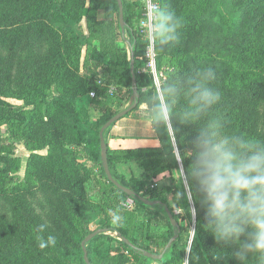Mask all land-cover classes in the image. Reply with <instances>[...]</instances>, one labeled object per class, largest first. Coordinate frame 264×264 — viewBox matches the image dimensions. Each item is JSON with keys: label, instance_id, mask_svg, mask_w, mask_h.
I'll return each mask as SVG.
<instances>
[{"label": "rangeland", "instance_id": "rangeland-1", "mask_svg": "<svg viewBox=\"0 0 264 264\" xmlns=\"http://www.w3.org/2000/svg\"><path fill=\"white\" fill-rule=\"evenodd\" d=\"M240 1L174 0L172 5L170 0H158L161 7L171 9L181 19L179 38L185 40L188 36H192L191 45L204 51L200 53L205 54L204 49L210 48L214 54L226 57L232 56L233 51H230V48L234 45L231 39L225 38L228 34L226 33L227 25H230L238 14ZM262 3L264 4V0ZM144 4L145 0H139L135 7L133 5L136 18L140 12L138 22L143 16ZM77 13L81 14V18L75 28L76 32L81 34V41L88 38L99 42L107 51H119L121 54V49H124L127 58L130 59L129 47L123 38V32L118 29V15L113 7L95 8L90 0H86L82 11L79 10ZM50 22L52 30H58L64 25L61 20ZM137 26L139 27L138 24ZM261 26L264 30V20ZM139 28L143 33L142 28ZM60 33L63 34L62 31H59ZM40 35L43 38L32 37L31 43L20 42L17 45L18 48L11 56L13 66L8 71L9 81L0 94V117L9 116L7 122L0 125V232L3 235H10L14 231L20 233L19 230L23 225L38 231V226L44 224L47 226L44 232L55 236L57 241L69 247H75L78 244L83 247L84 239L79 241L82 236H87L98 228H106V230L85 241L84 245L90 255L89 263H85L80 255L69 257L58 253H39L33 245L19 251L20 255L16 264H57V260L64 261V264H159V259L152 257L144 259L142 255L139 260H134L123 244L126 238L117 230L107 229L115 226L111 222V215L113 212H118L123 218L119 225L127 234L136 236L139 241L135 243L136 247L141 242L145 243L153 237H159L158 244L152 245L150 251L164 253L172 240L170 238L168 241H163V235H158L164 234L169 227L162 211L164 208L154 204H150L148 208H142L130 195L119 199V191L114 190L110 181L102 173L101 145L100 163L80 157L78 162L82 166L77 168L76 173L68 176L61 169V173L57 172L60 177L58 181L53 180L55 175H51L50 181L46 179L48 165L45 164L42 154L49 151L52 138L67 145L65 129H56L50 117L53 111L50 109V101L59 92L61 86L53 83L49 89L43 91L48 92L45 95L43 92H29V85L43 82L44 76L48 73L45 68L37 69L36 53L44 58L52 47H57V42L54 43L57 37L61 40L63 36L53 37L49 31ZM124 36L129 38L127 32H124ZM82 44L78 52L70 51L64 57L71 70H76L80 77L87 78L89 82L97 86L96 89L91 88L89 93L77 98L87 110L85 127L99 141V130L105 123L99 122L101 115H114L126 109L133 104L136 96L133 88L122 87L111 78L110 72L102 63L91 59V47L88 43L82 41ZM146 49L147 46L143 53V71L149 72L158 89L170 74H178L179 63L174 57L159 61L156 49L154 59L151 61L146 54ZM6 50L0 46V61L6 60L8 54ZM64 50L61 47V51L64 52ZM201 64H204V61ZM67 77L71 76L67 75ZM186 79V77L181 78L178 88L182 89ZM98 83L102 87H98ZM45 98L49 102L44 101ZM140 108L141 104L109 125L104 131V139L108 147L119 156L113 164V169L128 183L139 180L144 181L147 187L157 185L183 190L177 172L180 164L176 161L175 167L172 169L168 167L173 156L162 154L165 151V149L162 150L163 139H159L157 132L153 133L149 130L150 122L137 116ZM260 112L262 126H264V104L261 105ZM176 124L181 134L185 132L179 140L181 149L177 145L178 148L182 152L190 150L191 141L196 135L195 125L178 122ZM132 155L137 158H132ZM158 159L161 160L156 161ZM142 162L149 165L146 166ZM82 177L84 181L79 183ZM170 189L163 191V195L173 207V213L179 215L178 221L174 220L170 229L178 233L179 222L184 217V230L188 239L182 258L183 263L241 264L235 256L238 250V245L235 243H230L233 245L231 252L222 250L209 253L201 247H197L196 252L192 244L196 233L194 234L191 229L196 230L200 215H204V212L196 209L193 200L190 202L187 213L171 199L174 192ZM68 199L71 202H78L82 207L81 212L76 210ZM193 207L194 215L191 213ZM68 222L70 228L67 225ZM152 232L153 235H151ZM213 241L216 245L215 238ZM138 251L144 254L142 250ZM35 257L38 258L36 261Z\"/></svg>", "mask_w": 264, "mask_h": 264}, {"label": "trees", "instance_id": "trees-1", "mask_svg": "<svg viewBox=\"0 0 264 264\" xmlns=\"http://www.w3.org/2000/svg\"><path fill=\"white\" fill-rule=\"evenodd\" d=\"M237 1V0H236ZM139 0H123L124 5V21L125 32L129 35V38L124 40L127 42L130 54H134V71L136 75V88L138 92V101L148 100L155 96L157 91L154 84L153 77L147 71H143V53L147 46V38L140 31L137 26L139 16L136 18V13L133 10ZM174 5V0H170ZM86 0H0V46L6 48L8 54L6 60L0 61V94L4 91V88L9 81L8 71L13 66L11 59L12 53H15L17 45L20 42L31 43L32 37H42L40 34L48 31L52 33L53 37L63 36L60 40L59 37L54 41L57 42V47H52L44 58L37 54L35 55L37 62V69H46L47 75L44 76L43 82H35L33 85H29V92L42 93L45 89H49L53 83L61 86L59 92L53 96L50 101V109L53 110L50 114L52 123L55 128L65 129L67 135V145L62 141L52 138V146L46 154H42V158L45 160L47 168L46 179L52 180L51 175H55L53 180L58 181L57 172L61 173V169L65 174L70 176L76 173L78 167L82 166L78 160L80 157L87 158L93 162H101V149L100 139L97 141L92 133L85 127V118L87 110L84 104L78 102L79 96L89 93L91 88H97L96 84L89 82L87 78L80 77L76 70H71L68 65L65 54L70 51L78 52L81 48L82 41L88 43L90 48V57L100 63L110 72V76L113 80L119 83L122 87L134 88L132 83V73L130 70L131 59L127 58L124 49L121 52L107 51L102 48L99 42L91 41L86 38L81 41V34L76 32V23L80 21L81 14L78 15V11H82ZM92 6L96 7H113L117 11L118 21L117 26L119 31L122 32L119 23V7L117 0H90ZM264 4L262 0H241L238 3V14L233 22L228 26L225 35L226 39H231L234 43L230 51H233L232 56H219L213 53L208 48L204 49L205 54L201 48H197L191 45V37L188 36L185 40L183 38L177 39L169 45L161 46L156 43L157 59L161 61L163 58L174 57L177 58L179 63L178 74H170V76L164 81L163 84H172L178 87V82L182 77H190L194 74V70L204 66H211L216 71V80L214 81V87L218 88L221 92V100L214 107L212 116L219 115L225 122V130L231 133H245L248 135L264 137V126L261 120V105L264 104V30L261 26L264 17ZM142 11V8H141ZM63 21L58 30H52V23L50 21ZM43 30V31H42ZM42 31V32H41ZM62 31L63 34H59ZM41 32V33H40ZM206 40H209L205 38ZM21 40V41H20ZM206 45H203V47ZM61 47L65 50L61 51ZM39 53V52H38ZM204 61V64L201 62ZM71 76L67 77L66 76ZM77 81H74V80ZM64 80V81H63ZM98 87H102L98 83ZM90 89V90H89ZM36 90V91H35ZM45 95L48 92H43ZM186 97L180 94L175 98L177 107H182L186 103ZM44 101H48L46 98ZM139 103L133 108L135 109ZM100 117L99 122L102 124L106 122L111 116ZM9 119L7 117H0V125L6 123ZM174 126L178 128L175 123ZM179 129V128H178ZM157 132L159 139L162 140V147L165 151L162 154L172 155L171 149L168 145V135L164 129H160ZM196 133V132H194ZM181 130L176 133L177 145L180 146V138L182 135ZM107 144V159L112 171V174L116 180L122 184L130 187L136 192V196L130 195L135 198V202L142 208H148L150 204L144 203L140 200V197L147 199L160 200L161 202L154 203L155 206L164 208L162 211L165 215L166 222L169 225L168 229L163 235V241L172 239L168 248L165 249L162 259H159V264H184L183 257L185 248L188 243L186 237V231L184 230V217L179 222V232L174 233L172 229V220L169 218L165 211L164 205L168 206L173 214L174 220L178 221L179 215L173 213V207L169 204L163 191L170 189L168 186L159 187L154 185L152 187L145 186L144 181L136 180L133 183H128L123 179V176L117 173L113 169V164L119 156L108 147ZM182 152V150H181ZM132 158H137L132 155ZM168 159V158H167ZM158 159L156 161H160ZM144 163V162H142ZM190 163V158H185L183 165L187 169ZM148 166L149 163H144ZM176 165V160H171L168 167L172 169ZM52 173V174H51ZM102 173L107 175L102 166ZM108 179V178H107ZM109 180V179H108ZM84 181V177L79 180V183ZM110 181V180H109ZM115 191H119V199L128 196L126 192L118 188L112 181H110ZM171 192L182 191L175 188L170 189ZM69 201V199H68ZM75 209L81 212L82 207L78 202H71ZM194 204L197 210L203 211L199 202L194 200ZM181 207L187 213L190 209V202L176 204ZM204 215H200L198 225L196 228V235L193 238V248L197 252V247L203 248L205 251L211 253L213 251L231 252L233 249L232 244L227 245H214V236L210 231L206 229L204 224ZM70 228L69 222L67 223ZM117 230L120 235L124 236L128 241H124L125 249L130 253L134 260L142 258L149 259L150 257L141 254L138 250L150 251L152 245L158 244L159 237H153L148 242L139 244L136 247L135 243L139 242L134 235L127 234L121 225H115L108 227L107 229ZM106 229V228H105ZM20 233L14 231L10 235H3L0 232V264H16L19 258L20 252L25 250L28 246L35 245V249L39 253H58L59 255H66L69 257L82 256V259L86 263L83 256L84 248L81 244L75 247H69L67 244L61 243L56 240L54 246H49L41 250L38 247V235H43L47 238L48 234L45 232L39 233L34 231L28 225H23L20 228ZM134 233V232H133ZM154 233L152 232L151 235ZM86 236H82L79 241H82ZM156 239V240H155ZM138 249V250H137ZM88 257L89 250H88ZM38 258L35 257V261ZM57 264H64V261L57 260Z\"/></svg>", "mask_w": 264, "mask_h": 264}, {"label": "clouds", "instance_id": "clouds-1", "mask_svg": "<svg viewBox=\"0 0 264 264\" xmlns=\"http://www.w3.org/2000/svg\"><path fill=\"white\" fill-rule=\"evenodd\" d=\"M181 23L176 13L161 7L158 0H145L142 31L150 44L176 42ZM215 80L213 67H200L184 81L182 89L161 84L154 97L133 104H141L137 116L150 122L149 130L167 132L183 185L182 191L171 196L174 203L198 201L204 226L217 244H237L235 256L241 264H264V137L228 132L223 118L211 115L222 98L213 86ZM180 94L187 99L177 107L175 98ZM176 122L195 125L190 150L178 148ZM186 157L190 158L187 169L183 166ZM191 213L195 214L194 207ZM122 219L118 212L111 215L114 225ZM46 227L39 225L38 232L43 233ZM37 240L41 250L56 244L53 235H38Z\"/></svg>", "mask_w": 264, "mask_h": 264}, {"label": "water", "instance_id": "water-1", "mask_svg": "<svg viewBox=\"0 0 264 264\" xmlns=\"http://www.w3.org/2000/svg\"><path fill=\"white\" fill-rule=\"evenodd\" d=\"M117 3H118V7H119V23H120V27H121V30L122 32L124 33L125 32V21H124V5H123V0H117ZM130 59H131V65H130V70H131V73H132V83L134 85V94L136 96V100H137V97H138V92H137V88H136V75H135V71H134V54L131 53L130 54ZM137 104H132L130 105L129 107H127L126 109H123L119 112H117L116 114H114L113 116H111L100 128L99 130V134H100V144H101V147L103 149L102 151V155H103V168H104V171L107 175V178L112 181L118 188H120L121 190H123L124 192H126L127 194L129 195H134L136 196V192L131 189L130 187L122 184L121 182H119L118 180H116L112 174V171L110 169V166H109V163H108V159H107V144H106V141L104 139V131L105 129L111 125L112 123H114L115 121H117L118 119H120L121 117H123L125 114H127L129 111H131ZM140 200H142L144 203L146 204H154L156 202H161L160 200H150V199H147L145 197H140ZM165 207V211L167 213V215L169 216V218L172 220V222L174 223V217L169 209L168 206L164 205ZM103 230H106L105 228H98L96 229L95 231L93 232H90L89 234H87V236L84 238V240L82 241V244H83V248H84V258L86 260L87 263H89V260H88V253H87V249L85 247V241L86 240H89L90 238H92L93 236H95L96 234L102 232ZM126 241L128 243H131L130 241H128L126 239ZM144 254L148 257H152V258H155V259H162L163 257V252H160V253H154V252H151V251H144Z\"/></svg>", "mask_w": 264, "mask_h": 264}, {"label": "built area", "instance_id": "built-area-1", "mask_svg": "<svg viewBox=\"0 0 264 264\" xmlns=\"http://www.w3.org/2000/svg\"><path fill=\"white\" fill-rule=\"evenodd\" d=\"M143 22H144V11H143L142 18L140 19V22H138V25H139V27L142 28V30H143ZM146 54L152 61L154 59V56H155V45H152V44H150L148 42L147 49H146Z\"/></svg>", "mask_w": 264, "mask_h": 264}]
</instances>
